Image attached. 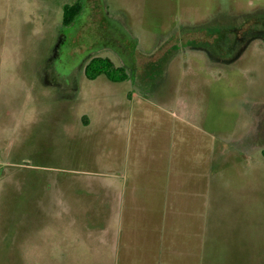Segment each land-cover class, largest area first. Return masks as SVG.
I'll use <instances>...</instances> for the list:
<instances>
[{
	"label": "rangeland",
	"instance_id": "obj_1",
	"mask_svg": "<svg viewBox=\"0 0 264 264\" xmlns=\"http://www.w3.org/2000/svg\"><path fill=\"white\" fill-rule=\"evenodd\" d=\"M73 1L0 0V264H264V0Z\"/></svg>",
	"mask_w": 264,
	"mask_h": 264
},
{
	"label": "trees",
	"instance_id": "obj_2",
	"mask_svg": "<svg viewBox=\"0 0 264 264\" xmlns=\"http://www.w3.org/2000/svg\"><path fill=\"white\" fill-rule=\"evenodd\" d=\"M84 6V0H74L64 5L63 23L71 25L81 14ZM85 74L95 79L101 74H105L113 81H123L130 77L128 68L125 65H119L109 56H94L85 66Z\"/></svg>",
	"mask_w": 264,
	"mask_h": 264
},
{
	"label": "crops",
	"instance_id": "obj_3",
	"mask_svg": "<svg viewBox=\"0 0 264 264\" xmlns=\"http://www.w3.org/2000/svg\"><path fill=\"white\" fill-rule=\"evenodd\" d=\"M129 78H130V77H129ZM145 79H147V80L150 81V77H149V75H145ZM131 94H132V96H133V92H132Z\"/></svg>",
	"mask_w": 264,
	"mask_h": 264
},
{
	"label": "flooded vegetation",
	"instance_id": "obj_4",
	"mask_svg": "<svg viewBox=\"0 0 264 264\" xmlns=\"http://www.w3.org/2000/svg\"><path fill=\"white\" fill-rule=\"evenodd\" d=\"M263 125H264V122H263Z\"/></svg>",
	"mask_w": 264,
	"mask_h": 264
}]
</instances>
